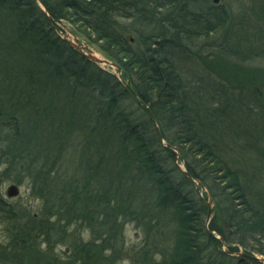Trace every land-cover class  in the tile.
I'll return each mask as SVG.
<instances>
[{
	"label": "trees",
	"instance_id": "obj_1",
	"mask_svg": "<svg viewBox=\"0 0 264 264\" xmlns=\"http://www.w3.org/2000/svg\"><path fill=\"white\" fill-rule=\"evenodd\" d=\"M215 7L208 0H0L6 166L29 175L47 213L63 207L69 219H86L102 243L112 217L147 233L155 225L159 236L171 238L158 262L157 246L146 242L138 264H224L222 245L234 243L249 250L261 243L258 253L264 255V71L244 74L247 86L238 70L264 57V7L244 16ZM58 20L76 26L119 76L64 39ZM124 20L138 26L135 44ZM59 90L70 97L68 104L54 103ZM128 97L145 120L126 113L122 101ZM74 128L81 137L80 177L59 193L55 178L61 171L47 154L63 152ZM49 183L53 196L42 190ZM197 183L219 204L209 224L207 205L192 196ZM0 213L17 227L10 234L19 247L7 258L23 264L34 228L2 203ZM92 244L80 250L79 264L118 259L114 247L106 255L109 249L97 252Z\"/></svg>",
	"mask_w": 264,
	"mask_h": 264
},
{
	"label": "rangeland",
	"instance_id": "obj_2",
	"mask_svg": "<svg viewBox=\"0 0 264 264\" xmlns=\"http://www.w3.org/2000/svg\"><path fill=\"white\" fill-rule=\"evenodd\" d=\"M208 1L213 4L212 0ZM216 4L217 5L214 4L216 6L215 8H225L234 16H244L243 12H249L252 8H263L264 0H219ZM202 5V7L205 8L204 2ZM123 22L126 25L128 24V28H130L126 31H128V38H130L132 41L131 43H133L137 39V33L134 30L138 29V26L132 21L124 20ZM55 25L57 26L60 35L64 36L71 42L73 41L75 45H79L80 50L83 51V53L89 55L92 54L101 60H108V62L97 63L96 65L98 67L113 74H117V68L112 65V62L95 44H92L85 36L78 33L76 26L65 20H58ZM215 63L219 64L220 62ZM188 64L191 66L192 62ZM238 70H244V73L241 71L243 75H241V80L239 79L240 84H247L249 81H245L246 76L244 74H248L247 72L258 73L259 71H264V57H259L258 60L252 62H243L242 65L238 67ZM250 83L252 82L250 81ZM248 85L249 84H247V86ZM54 92L57 93V96L59 97L57 99L54 98V103H56L58 99H62L63 104H68L67 101H70V97L65 91L59 90ZM122 103L126 113L129 114L132 120L146 119L144 110L133 98L128 97V99L122 101ZM80 139L79 131L74 128V131L71 133V139H66L64 141L63 152L60 151L58 154H47V156L51 158V161L57 162V170L61 171L60 175L55 178L58 183L57 187L60 189L58 190L59 193H61L63 185L69 183V179L75 176H77L76 178L80 177V169L78 168L81 167V164L79 165V163H76L81 154V148L76 146V143H78ZM72 144L74 146H70ZM4 148L5 145L0 144V203L4 205L7 213L16 214L18 217L17 220L19 219L21 223L30 227L33 226L34 228L33 237L31 241L28 242V247L31 248L29 251L31 252L26 255L27 259H25L23 264H79V262H77V257H79L80 250L86 247L85 245L88 243H93L92 245L96 247H94V249L97 252L100 251L101 253H104V249H109L105 251L104 254L106 255L109 254L108 252L111 247H114V249L118 251L116 254L118 259L115 260V262L101 257V263L103 264H138V254L142 248L146 247V242L149 245L157 246V248L153 250L155 253V261L158 262L162 259V250L170 246L171 238L168 236H159L158 229L155 227L154 223H151L154 227H149V233H147L144 227L139 226L137 223L123 220L120 222L116 220L113 221L112 217L110 225L112 226V229L107 235L109 237L106 241L104 239L105 242L102 243L100 238L93 236L86 219L78 218L71 220L73 217L69 219V211H66L63 207H60L58 210L56 208V214L54 213L51 215L47 213L45 211L47 209L45 200L40 196L39 192L32 189V180L29 175L25 172L19 174L17 173L18 171L11 170L6 166L5 157H3ZM175 163H178L181 170H185L184 165L180 163L179 160H176ZM59 164L62 166L59 167ZM7 170H9V172ZM11 185L18 186L19 192L16 196H8L7 194ZM139 185L141 186V184ZM47 186V189L42 188L44 194L49 193L50 196H53L52 190L48 189L52 185L49 183ZM141 190H143V188H141ZM194 190L195 196L194 193L192 196L196 199L202 200V202L208 207L206 221L207 224H209L213 217H215L217 205L219 206V204L214 200L207 188L199 187V183H197V188L194 186ZM49 203L50 200L48 204ZM144 210L147 214L148 210L146 208H144ZM155 212L153 214H158L162 222L163 214H160L159 211ZM148 214H150V211ZM218 215L220 217L217 223H220L221 225L223 223V221H221L222 215ZM15 223L14 220L8 221V218L4 215L2 216L0 213V264H16V262H19L16 258H7L8 254H15L14 251H17L16 248H14L15 246L19 247L17 243L16 245L12 243V237L10 234L12 233L11 226L17 228L15 227ZM21 223L17 221V224L21 225ZM159 228H161L159 230L160 232H166V230H169V227L166 228L165 226H159ZM41 229H45L43 230L46 233L45 235L42 234ZM217 237L221 239L220 236ZM152 240L156 241L152 243ZM20 241L21 238L19 239V242ZM251 245V250H249L236 243L231 245V247L223 244L222 251L227 255L225 258L223 257L224 264H238L240 258H246L248 264H254L255 260L264 264V255L258 253V251L262 249V244L252 243ZM23 260L24 259H20V262H23ZM96 263H98V261Z\"/></svg>",
	"mask_w": 264,
	"mask_h": 264
},
{
	"label": "water",
	"instance_id": "obj_3",
	"mask_svg": "<svg viewBox=\"0 0 264 264\" xmlns=\"http://www.w3.org/2000/svg\"><path fill=\"white\" fill-rule=\"evenodd\" d=\"M215 3L219 2V0H214ZM73 45L75 46V48L79 49L80 50V47L79 45H75L73 43ZM81 51V50H80ZM81 53H83V51H81ZM90 61H92L93 63L97 64V63H100V62H108V60H101L99 58H97L96 56L92 55V54H85L83 53ZM112 65L116 66L115 64L112 63ZM8 193V196H16L19 192V189H18V186L16 185H11L7 191Z\"/></svg>",
	"mask_w": 264,
	"mask_h": 264
},
{
	"label": "flooded vegetation",
	"instance_id": "obj_4",
	"mask_svg": "<svg viewBox=\"0 0 264 264\" xmlns=\"http://www.w3.org/2000/svg\"><path fill=\"white\" fill-rule=\"evenodd\" d=\"M212 2H213V4L217 5V4L214 2V0H212ZM215 5H214V6H215Z\"/></svg>",
	"mask_w": 264,
	"mask_h": 264
},
{
	"label": "bare ground",
	"instance_id": "obj_5",
	"mask_svg": "<svg viewBox=\"0 0 264 264\" xmlns=\"http://www.w3.org/2000/svg\"><path fill=\"white\" fill-rule=\"evenodd\" d=\"M114 66V65H113Z\"/></svg>",
	"mask_w": 264,
	"mask_h": 264
}]
</instances>
